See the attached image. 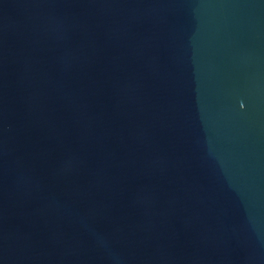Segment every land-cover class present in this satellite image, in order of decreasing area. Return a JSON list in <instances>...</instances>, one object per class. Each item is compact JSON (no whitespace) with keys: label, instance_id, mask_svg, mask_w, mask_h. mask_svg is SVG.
I'll use <instances>...</instances> for the list:
<instances>
[{"label":"water","instance_id":"obj_1","mask_svg":"<svg viewBox=\"0 0 264 264\" xmlns=\"http://www.w3.org/2000/svg\"><path fill=\"white\" fill-rule=\"evenodd\" d=\"M0 264H264V0H0Z\"/></svg>","mask_w":264,"mask_h":264}]
</instances>
